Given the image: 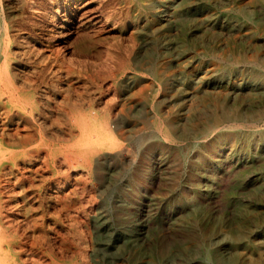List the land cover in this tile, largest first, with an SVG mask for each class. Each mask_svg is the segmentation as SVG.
Returning <instances> with one entry per match:
<instances>
[{"label":"rangeland","instance_id":"1","mask_svg":"<svg viewBox=\"0 0 264 264\" xmlns=\"http://www.w3.org/2000/svg\"><path fill=\"white\" fill-rule=\"evenodd\" d=\"M9 2L10 49L60 55L46 81L63 88L46 98L61 108L53 128L76 134L44 132L73 180L50 208L56 219L39 220L45 251L26 252V264H178L165 251L186 249L198 264L215 253L237 264L264 254V91L253 70L264 64V0H97L102 22L79 28L47 2L37 8L44 0ZM34 59L19 61L18 78L38 80ZM224 106L242 120L223 132L211 126ZM87 109L110 117V139H81L64 123Z\"/></svg>","mask_w":264,"mask_h":264},{"label":"bare ground","instance_id":"2","mask_svg":"<svg viewBox=\"0 0 264 264\" xmlns=\"http://www.w3.org/2000/svg\"><path fill=\"white\" fill-rule=\"evenodd\" d=\"M9 1L0 0V264H26L27 261L22 260V255L26 252L33 254L35 251L45 249L41 242L43 236L36 234L37 231H41L45 227L44 223L40 224L39 220L44 222L48 215L56 219V212H50V208L55 207L58 201L64 197H62V191L72 185L73 180L68 169L63 172V175L58 169V163L68 166L70 161L66 157L68 155L65 154L64 159L60 160L61 156L55 143L49 141L45 135L49 132L50 140H53L57 134H63L70 138L75 137L76 134L72 128L69 131L53 128L62 120L58 115L61 108L53 107L50 103L51 99L46 98L48 91L63 88V85L55 81L51 84L46 81L48 73H56L58 70L54 64L56 61L53 64L51 62L55 60L52 58L58 57L59 54L53 52L52 55H45L40 50L35 51L22 47L15 50L10 49L8 42L11 38L10 30L13 25L8 14L4 11V6L9 4ZM96 1L44 0L39 3L40 7L37 8H44L43 6L47 2L48 7L55 11L54 15L64 16V22L76 18L79 28L87 22L93 24L102 22V11L98 14L96 8L92 9V5ZM102 6L103 4H100L97 9L103 8ZM243 18L246 22L251 20L247 13ZM16 55L20 57V60L35 58L34 61L43 63L37 81L30 79L32 77L18 78L19 75L20 77L24 75L26 67L19 66L20 60L16 61ZM32 55H36V57H32ZM230 67L236 70L238 68L237 61L231 63ZM253 70L254 76L262 83L264 91V64H259ZM67 86L69 90L71 85ZM69 101L72 99L70 98ZM229 111L224 106L223 114L215 117L211 127L224 132L225 123L230 120H242V114H236L233 117ZM261 116L264 117V107ZM63 121L66 124L75 123L79 126L81 139L91 138L92 140L94 136L111 138L110 117L107 116L104 119L100 114L90 109L67 117V121ZM232 133L233 131H230L229 135ZM68 153L70 154V151ZM74 154L78 158L80 156V158L87 159V161L91 156V152L87 150L74 152ZM71 155L73 156V154ZM70 191L72 190L70 189ZM67 197L69 194L64 199L66 200ZM40 213L39 218L35 217ZM243 236L241 233L236 235L234 241L237 245L241 244ZM47 244L52 250L51 245ZM165 253L171 260L179 262L178 264H198L199 255L191 249H186L184 253L179 254L171 251H165ZM209 259L211 264H233L216 253L210 254ZM57 262L58 260L53 257L50 264H57ZM237 264H264V254L242 253L241 261Z\"/></svg>","mask_w":264,"mask_h":264}]
</instances>
